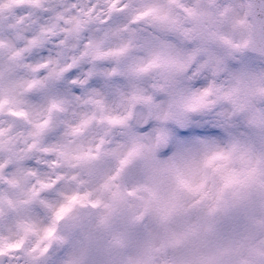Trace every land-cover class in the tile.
Masks as SVG:
<instances>
[{
  "label": "clouds",
  "instance_id": "clouds-1",
  "mask_svg": "<svg viewBox=\"0 0 264 264\" xmlns=\"http://www.w3.org/2000/svg\"><path fill=\"white\" fill-rule=\"evenodd\" d=\"M0 264H264V0H0Z\"/></svg>",
  "mask_w": 264,
  "mask_h": 264
}]
</instances>
